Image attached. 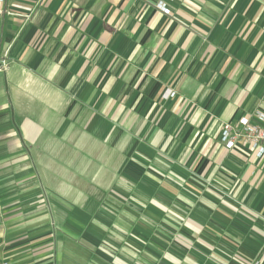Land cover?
Instances as JSON below:
<instances>
[{"label": "crops", "instance_id": "1", "mask_svg": "<svg viewBox=\"0 0 264 264\" xmlns=\"http://www.w3.org/2000/svg\"><path fill=\"white\" fill-rule=\"evenodd\" d=\"M0 264H264V0H4Z\"/></svg>", "mask_w": 264, "mask_h": 264}, {"label": "built area", "instance_id": "2", "mask_svg": "<svg viewBox=\"0 0 264 264\" xmlns=\"http://www.w3.org/2000/svg\"><path fill=\"white\" fill-rule=\"evenodd\" d=\"M169 2H174V0L160 1L155 7L159 12L169 15ZM4 3V0H0V16L5 14ZM6 68L7 65L2 62L0 71H4ZM255 117V123H250L249 118L245 117L235 125L226 124L223 126L220 141L226 149L231 150L239 144L257 159L264 158V114L256 113Z\"/></svg>", "mask_w": 264, "mask_h": 264}, {"label": "rangeland", "instance_id": "3", "mask_svg": "<svg viewBox=\"0 0 264 264\" xmlns=\"http://www.w3.org/2000/svg\"><path fill=\"white\" fill-rule=\"evenodd\" d=\"M226 125V124H225Z\"/></svg>", "mask_w": 264, "mask_h": 264}]
</instances>
